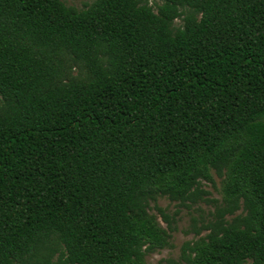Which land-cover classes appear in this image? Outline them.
<instances>
[{
	"label": "trees",
	"instance_id": "1",
	"mask_svg": "<svg viewBox=\"0 0 264 264\" xmlns=\"http://www.w3.org/2000/svg\"><path fill=\"white\" fill-rule=\"evenodd\" d=\"M158 198L163 264H264V0H0V264H144Z\"/></svg>",
	"mask_w": 264,
	"mask_h": 264
},
{
	"label": "rangeland",
	"instance_id": "2",
	"mask_svg": "<svg viewBox=\"0 0 264 264\" xmlns=\"http://www.w3.org/2000/svg\"><path fill=\"white\" fill-rule=\"evenodd\" d=\"M92 1L93 0H62L66 6L76 8L77 10L83 9L84 6ZM148 1L152 2V0ZM175 23H178V21L175 20ZM203 188L209 193L208 198L219 200L218 178L213 176V184L203 183ZM153 205L159 207L168 215L173 214L174 211H178L174 221V231L170 233V246L151 252L144 257V264H163V260L166 258L176 259L181 244L194 238V235L191 232H188L190 228V219L195 218L198 220V216L201 218L206 217L207 213L211 211V207L205 203H198L197 205L186 209L179 207L175 202H170L165 198H158L154 203H149V212L151 214H156Z\"/></svg>",
	"mask_w": 264,
	"mask_h": 264
}]
</instances>
